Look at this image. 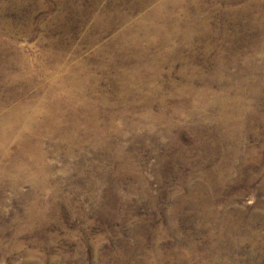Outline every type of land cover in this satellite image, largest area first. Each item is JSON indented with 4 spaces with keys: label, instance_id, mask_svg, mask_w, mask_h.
I'll list each match as a JSON object with an SVG mask.
<instances>
[{
    "label": "bare ground",
    "instance_id": "6f19581e",
    "mask_svg": "<svg viewBox=\"0 0 264 264\" xmlns=\"http://www.w3.org/2000/svg\"><path fill=\"white\" fill-rule=\"evenodd\" d=\"M133 1L135 3V0ZM136 1L138 4H132L135 9L136 5L137 8H148L137 19H131L132 16L121 11L117 5L116 8H120V11L115 13V18L108 19L104 12L105 14L99 15L97 22H94L99 32L92 39L98 44L99 42L104 44L96 49L98 52L96 51L93 57L96 60L104 54H109L107 59L103 58V66H100V69L106 73L114 71L115 74L111 80L114 88L110 94L98 96L99 78L96 70H93V63L96 61L94 58H79L80 49L76 50L74 62L71 59L70 64L63 56L68 48H63L56 54L45 55L47 64L43 66L34 64L28 56L19 51L16 57L5 60L12 69L2 72L3 80L6 82L3 87L7 92L5 90L6 93H0V205L4 202L6 191L14 192L13 199L24 205L21 213L15 215L17 219L26 217L28 223L35 225L41 223L46 209H59V201L70 207L73 198L70 192L66 193L65 190L68 188L74 194L78 193V183H81L82 178H89L87 186L92 192L98 191V195L91 197L95 202L102 201V198L107 202L108 199L114 202L125 198L129 202L133 193H137L133 187L129 194L119 197V185L110 182V177L114 173L121 180L136 177L144 184L143 193L150 192L137 167L136 153L124 147L122 142L125 139L124 130L114 122L117 116H128L132 108L130 99L137 93L146 114L144 117L133 114L131 119L125 121V126L135 131L133 137L129 139V145H134L138 139L159 145L161 139L159 137L172 136L174 139L177 129H185L195 134V146L200 149H203V146L209 147L206 150L209 156L207 161L217 156L222 158L220 164L214 165L204 174L201 173L202 176L197 181L188 177L186 196L185 194L171 196L172 200L178 201V204H175L178 211H183L190 202H193L196 208L204 210L205 214L201 212L202 210L198 211L203 217L205 215L208 218L216 217V210L211 208L217 198L214 193L216 189L231 182L236 172L244 171L249 158L254 162L262 160L256 158L254 152L248 148L249 144L247 145L254 123L247 121V118L250 117L248 120H251L255 117L244 98L248 95L254 96L255 101L264 107V65L257 64L258 58L264 57V11L258 18L250 6L246 7L247 5H244L245 8L240 9L241 11H235L233 8L227 10V14L234 15L238 21L240 18L248 17V24L253 32V37L248 42H252V48L237 50L232 47L233 61L226 63L224 58L218 60L210 82L204 80L202 88H196L195 76L190 75L189 68H183L178 79L172 77L168 83L162 81V74L165 71L164 63H170L169 67L173 70L178 63V53H183L187 45H192L197 36L203 39L211 36L212 29L209 27L211 17L203 15L201 0H193L188 4L187 0ZM228 1L229 4L235 3L234 0ZM168 5L183 10L179 11L180 14L169 10L167 12L165 8ZM258 5H261L260 1ZM65 16V13H61L56 19L62 21ZM229 17L227 18L225 13L223 21L226 24L230 20ZM119 22L126 25L124 24L125 26L118 31L116 28ZM115 31L118 32L114 33ZM109 33L114 34L111 39L104 42V37ZM225 36L231 37L226 32ZM231 38H234V35ZM119 53L123 55L119 56ZM238 58H242L243 62L240 64V71L234 72L229 68L236 66ZM40 84H44L45 88H39L38 91H44V95L30 94L33 88ZM3 87L0 86V89ZM165 89H170V92H166ZM24 94H27L28 98H22ZM170 103H173V108L170 107ZM10 104L12 105L9 107ZM156 106L158 115L153 111ZM32 107L34 108L31 110ZM46 137L53 139L54 154L62 163L60 170L57 168L59 165L56 167L48 162L47 157L52 151L43 146ZM101 157L108 161V165L105 166L95 159ZM85 165H91L92 171ZM96 175H99V178H96ZM25 184L31 186L27 193L21 192V187ZM105 186L110 188L102 194L98 187L103 190ZM261 191L263 194L264 186ZM222 217L223 227L220 235L216 233L211 235V241L218 242L215 243V247L205 249L206 256L215 253L217 247L221 248L224 236L233 230L230 223L231 213L226 212ZM218 236L220 239L223 238L217 239ZM189 246L194 248L193 243H189ZM29 256L31 259L32 254Z\"/></svg>",
    "mask_w": 264,
    "mask_h": 264
},
{
    "label": "rangeland",
    "instance_id": "374dc122",
    "mask_svg": "<svg viewBox=\"0 0 264 264\" xmlns=\"http://www.w3.org/2000/svg\"><path fill=\"white\" fill-rule=\"evenodd\" d=\"M97 1L0 0V86L6 85L2 72L12 69L8 66L9 62L5 60L16 57L18 51L24 53L34 64L39 66L47 64L45 55L56 54L63 48H68V51L63 53L64 60L66 59L68 64L75 59V52L78 49L82 54L79 55V58L92 59L93 55L98 52L96 49L104 44L103 42L98 44L92 39L99 32L95 27L99 15L105 12L108 19L115 18V13L121 8V11L129 14L130 17L132 16L131 19L135 20L148 9L137 8V5L135 9L133 5L138 4L136 0L135 3L133 0L127 2L124 0V4L123 0ZM191 1L193 0H187L186 4ZM227 1L201 0L203 15L211 17L212 22L209 25L212 29L211 36L204 39L197 36L192 43L193 46L187 45L188 47L183 53H178L179 64L177 63L173 70L170 68V63L165 62L163 67L165 71L162 74L163 82H170L172 77L178 79L180 71L183 68H189L190 75L195 76V87L202 88L204 80L210 82L218 60L224 58L226 63L233 61L232 47L237 50L252 48V42H248L253 37L248 17L240 18L238 21L234 15L227 14V10L233 8L235 11H241L240 9L247 5L246 7L250 6L253 14L259 18L264 11V0H258L261 5H258L257 0H234L235 3L231 4ZM117 5L120 8H116ZM175 7L168 5L165 10L177 13L183 10V8ZM61 13L66 14V18L62 21L56 19ZM225 13L227 18L230 16L231 20L227 24L223 21ZM124 24L126 25V23L119 22L116 29L119 31L125 26ZM225 32L231 37L234 35V38L224 37ZM114 33L106 35L104 42L111 39ZM247 38L248 40H246ZM235 39L237 40L235 41ZM108 55L104 54L96 60L94 58L96 62L93 63V70L95 69L96 71H94L98 75V90L101 91V93L98 91L100 94L97 93L98 96L110 94L114 88L111 81L115 75L114 71L106 73L100 69L104 59L109 57ZM122 55L119 53V56ZM263 58H258V65H264ZM242 62L243 59L238 58L236 66H231L229 69L234 72L240 71ZM166 71L169 72L166 73ZM160 83L162 82L160 81ZM43 85L34 87L30 94L44 95V91H38L39 88H45ZM4 88L0 89L1 94L5 92ZM217 88L215 87V89ZM165 91L170 92V89H165ZM253 97L248 95L244 98L255 117L251 120H248L250 117L247 118V121L254 122L250 137L247 139V145L249 144L248 148L254 152V156L258 159L262 158V160L254 162L252 158H249L244 171L236 172L231 182L216 189L217 192L214 193L217 198L211 206L216 210V217L208 218L206 215L203 217L201 212L204 213V210L196 208L193 202H190L183 211H178L175 208L178 201L172 200L171 196L174 194H185L186 196L188 177L197 181L214 165L220 164L222 158L217 156L215 159L207 161L209 156L206 150L209 147L203 146L204 148L200 149L195 146V134L185 131V129H177L174 139L172 136L159 137L161 138L159 145L150 144L141 139L136 140L134 145H129V139L133 137L135 131L125 126V121L131 119L133 114H139L141 117L146 114L145 107L137 93L132 98L130 97L132 108L128 116H117L114 122L124 130L125 139L122 140L124 147L127 150H132L130 152L136 153V155L133 154L138 157L137 167L150 192L143 193L144 184L136 177L121 180L114 173L110 177V182L119 185V197L129 194L133 187L136 188L137 193H133L129 202L125 198L114 202L112 199H108L110 203L102 198V201L96 200L95 202L91 197H95V194L98 195V191L92 192L87 186L89 178H82L80 179L81 183H78V193L74 194L68 188L65 190L66 193L69 191L73 198V204L70 207L59 201V209H46L41 223L33 225L27 222L26 217L20 220L16 218L15 215L21 213L24 205L13 199L15 193L8 190L3 198V204L0 205L2 208L0 215V264H264V193H261L264 186V118L262 119L264 107ZM22 98H28L27 94H24ZM169 105L173 108V103ZM153 111L155 115L159 114L157 106ZM103 115L106 116V114ZM146 139L150 138L146 137ZM52 142L53 139L46 137L43 146L52 151L47 157L48 162L51 165H59L56 166L59 169L62 163L54 154ZM76 156L80 159L78 154ZM95 159L105 166L108 165V161L103 157ZM85 167L92 171L91 165H85ZM72 174L77 176L74 172ZM96 178H99V175H96ZM109 188V186H105L101 190L98 187L102 194ZM29 189L31 186L25 184L21 187V192L27 193ZM199 210L202 211L198 212ZM226 212L231 213L230 223L233 230L224 238L221 237L224 239L221 248L217 247L215 253L206 256L205 249L215 247V243L218 242H212L211 235L212 233L220 235L223 227L221 226L223 224L222 216ZM16 220L18 221L16 222ZM170 223L175 225L171 226ZM217 239H220L219 236ZM189 243H193L194 248H191ZM29 254H32L31 259Z\"/></svg>",
    "mask_w": 264,
    "mask_h": 264
}]
</instances>
